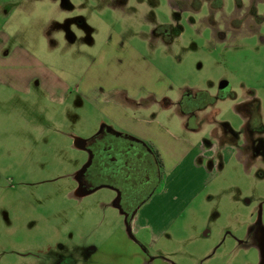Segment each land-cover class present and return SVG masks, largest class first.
<instances>
[{
  "label": "rangeland",
  "instance_id": "rangeland-1",
  "mask_svg": "<svg viewBox=\"0 0 264 264\" xmlns=\"http://www.w3.org/2000/svg\"><path fill=\"white\" fill-rule=\"evenodd\" d=\"M242 2L235 10V0H224L211 21L205 6L186 10L181 0H0V31L71 83L93 64V81L122 79L125 88L138 86L141 95L152 88L162 99L217 95L226 81L217 119L237 133L243 117L235 105L251 95L264 124V0ZM223 17L241 30L228 32ZM114 92L104 95L115 100L121 92ZM98 106L99 114L110 109ZM124 108L152 115L156 130L186 136L175 109ZM61 122L63 109L44 90L20 93L0 83V264H264V158L247 164L221 151L205 168L202 191L168 216V233L151 236L135 233L134 220L152 201L168 199L178 152L167 149L164 180L134 199L128 207L138 211L128 222L118 189L81 190L91 153L74 145L69 134L77 127ZM226 137L237 145L232 133Z\"/></svg>",
  "mask_w": 264,
  "mask_h": 264
},
{
  "label": "crops",
  "instance_id": "crops-1",
  "mask_svg": "<svg viewBox=\"0 0 264 264\" xmlns=\"http://www.w3.org/2000/svg\"><path fill=\"white\" fill-rule=\"evenodd\" d=\"M11 40V34L0 31V83L20 93H31L34 87L44 90L48 94L49 101L63 109L65 122H61L62 125L68 122L77 127L78 133L70 132L69 134L73 137L75 146L77 139L88 140L93 136L90 135L95 131L98 132L103 125H109L105 123L108 120L113 127H117L118 131L129 132L155 144L163 159L168 158L166 152L169 148L178 152L182 160L181 164L189 161L188 166L181 167L179 164L170 173V176H174V183L168 192V199L158 203L152 201L148 207L144 208L146 211L144 213L141 211L134 220L133 231L135 233L148 231L151 236L157 234V236L162 237L167 234L171 229L170 225H172L168 216L173 214V210L178 206L183 208L187 206L191 198L202 191L204 188L203 177H206V166H210V162L214 164L217 162L213 150L207 148L205 137H203L205 132H202L204 129L198 128L197 123H201V119L197 123H191L186 113L181 109L179 111L178 103L181 100H172L168 97L162 99V96L152 88L146 89V93L141 95L142 91L138 86L127 89L122 79L93 81L90 79L89 73L96 70L94 64L86 69L82 78L71 83L69 80L58 76L54 69L49 68L29 49L18 44L10 45ZM93 66L94 68H92ZM149 83L148 87L153 86L155 88L156 81L153 80ZM114 90L121 92V94H114L112 99L115 100L106 98L104 94L112 93ZM98 104L108 106L110 109L106 108L105 113L99 114ZM152 104H157L161 109L176 110L177 114L180 115L185 138L174 137L166 128L154 129L156 126H154V120H151L152 115L140 118L135 115H128L124 111L126 105L128 108L133 107L138 110L137 113L146 112ZM69 112L73 114V117L71 116L73 121L68 118ZM84 122H87V128L81 127ZM199 134L202 137L197 138ZM227 150H232V153H235L232 146L223 148L225 153Z\"/></svg>",
  "mask_w": 264,
  "mask_h": 264
},
{
  "label": "flooded vegetation",
  "instance_id": "flooded-vegetation-1",
  "mask_svg": "<svg viewBox=\"0 0 264 264\" xmlns=\"http://www.w3.org/2000/svg\"><path fill=\"white\" fill-rule=\"evenodd\" d=\"M181 3L182 7H184L186 10L191 8L193 11H201L205 6L209 10L207 20L211 21H215V14L222 11L224 7V0H181ZM241 3H243L242 0H235V10L241 7ZM223 19L226 23L225 25L227 26L228 21L225 20L224 17ZM233 20L235 21L236 19L233 18ZM241 28V25L235 26L233 28H231V26H227L228 32L231 30L238 31L241 30ZM226 95L227 90L220 88V92L217 95H212L207 92H204L203 95L201 93H197L196 95L184 97L183 99H181V101H179L178 104L180 106V109L184 113H186L191 123H197L199 119H201V125L197 124L198 128L201 130L204 129L202 132H205V134H207V137L204 138L207 144V148L213 150L216 160H218L221 151H223V148L226 146L234 147L235 153L240 158H243L244 162L247 164H250L252 160L257 161L263 159L264 124L262 123L260 118V105L258 99L251 95L248 99L242 100L235 105L236 110L243 117V130L235 133L234 131H232L228 124H219V121L217 119V102ZM230 133H232L237 140V145L235 146L232 145L229 138L226 137V135H229ZM142 148V146H135L133 148L126 149L120 148L117 149L118 153L114 152V154L121 156L123 159L115 158V156L112 157V161H114L116 165L121 164L123 160H125V165L128 164V166H132L133 164H135V162H137V169L139 170H136L133 175L137 176L138 178L133 177V182H139V179L143 178L144 176V173L140 170V166L143 167L142 169L144 171L147 170V156L146 153L143 152ZM111 155L113 156V154ZM124 170V168H118L111 177H119L123 179L124 177L122 175ZM125 172H127V170H125ZM146 177L148 178L149 176ZM140 182L141 183H139V185L149 183L145 180H142ZM80 188L81 190H83L82 186ZM135 194V192H131L130 197L133 198ZM69 259H65V261L68 262ZM146 263H148V261Z\"/></svg>",
  "mask_w": 264,
  "mask_h": 264
},
{
  "label": "trees",
  "instance_id": "trees-1",
  "mask_svg": "<svg viewBox=\"0 0 264 264\" xmlns=\"http://www.w3.org/2000/svg\"><path fill=\"white\" fill-rule=\"evenodd\" d=\"M135 146L143 147V152L146 153L148 161L146 164V171L140 166V170L144 173V176L139 179V182H133V177L138 178L133 175L136 170H139L137 169V162L132 166H128V164L125 165V160L117 165L112 161V157L114 156L115 158H122L121 156L114 154V152L118 153L117 149L133 148ZM87 148L91 153V161L85 166L80 175L83 190L85 192H92L101 186L118 189L120 192L118 202L120 208L127 215L128 222L132 221L138 210L135 208L132 209L128 206L132 205L134 199L139 195L147 193L150 188L164 180L166 170L160 151L152 142L146 141L133 134L118 131L110 125H103L98 132L88 139ZM111 154H113V156ZM120 167L127 170V172H125V170L123 172L122 176L124 178H112L111 176L113 173L118 168L121 169ZM160 168H162L163 171L160 172ZM146 176L149 177L147 178ZM142 180L149 183L139 185ZM131 192L136 193L133 198L130 197Z\"/></svg>",
  "mask_w": 264,
  "mask_h": 264
},
{
  "label": "water",
  "instance_id": "water-1",
  "mask_svg": "<svg viewBox=\"0 0 264 264\" xmlns=\"http://www.w3.org/2000/svg\"><path fill=\"white\" fill-rule=\"evenodd\" d=\"M220 88L226 90L228 88L227 82L226 81H222L220 83ZM75 144H76V146L78 148L88 150V148H87V140L86 139H81V138L80 139H77L76 142H75Z\"/></svg>",
  "mask_w": 264,
  "mask_h": 264
}]
</instances>
